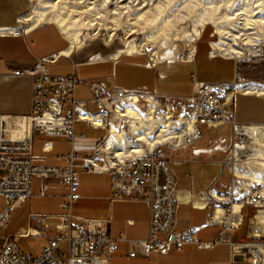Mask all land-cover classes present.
Segmentation results:
<instances>
[{"label":"built area","instance_id":"built-area-1","mask_svg":"<svg viewBox=\"0 0 264 264\" xmlns=\"http://www.w3.org/2000/svg\"><path fill=\"white\" fill-rule=\"evenodd\" d=\"M4 29L0 27V30ZM12 32L18 33L19 29ZM263 46L264 42L258 44L256 55L248 56H263ZM54 60L52 56L40 58L32 68L12 73L32 76L33 85L31 109L26 115L29 130L25 134L20 135L18 116L0 115V170L3 171L0 174V197L6 203L0 213V232L9 211L31 194L34 177L41 181V189L46 180L65 187L66 200L60 205L65 212L54 224L56 234L47 235L45 230H33L26 232L25 236L4 237L0 242V264L110 263L115 241L108 236L106 220L76 217L71 213L73 202L79 198V175L82 172L108 173L113 198L138 199L147 204L148 237L142 241L145 255L167 253L184 243L207 247L209 244L200 243L196 237L199 226L175 229L177 176L170 153L191 146L200 139L203 127L216 129L227 124L231 133L226 162L231 167L232 162L242 165L247 156L245 148L252 144V139L246 129L234 120L231 95L249 81L239 73L232 80L208 82L193 79L191 91L181 95L145 87H122L114 82L113 76H109L87 81L91 96L88 100H80L75 93L81 81L75 73H47V64ZM79 123L100 128L104 133L87 151L70 149L64 156L65 166L38 162L43 156L32 154L33 133L72 142ZM112 129L129 145H142L144 151L134 156L119 155L116 145L108 147L107 144ZM140 133L148 139L160 137L163 141L149 148L145 140L137 136ZM249 182L248 189L241 186L239 201L255 206L258 211L264 207V183ZM204 198L206 202L214 201L215 194L208 192ZM225 199L229 206L219 217L212 216L211 220L227 227L233 197L226 196ZM37 220L45 223L40 216ZM37 234L46 235L40 253L32 255L19 249L18 238ZM230 249L232 254L250 258L248 264H264V234L251 241L230 243ZM134 253L130 251V255Z\"/></svg>","mask_w":264,"mask_h":264},{"label":"crops","instance_id":"crops-1","mask_svg":"<svg viewBox=\"0 0 264 264\" xmlns=\"http://www.w3.org/2000/svg\"><path fill=\"white\" fill-rule=\"evenodd\" d=\"M30 4L31 0H0V27L5 28L0 31L2 32L0 34V115L18 116L17 119H22L30 112L33 77L30 75L16 76L12 73L17 70L30 69L38 59L44 57L55 58L46 66L49 75H54L48 71L51 65L62 63L61 61L67 64L72 63L71 68L56 72L55 75L75 73L81 81L75 93L76 98L80 100H88L91 96L87 81L109 76H113V80L115 78L114 73H111L95 78L80 79L77 67L99 63H110L114 66L119 64L122 57L144 58L142 61L133 63L151 73L154 79L160 82L168 79L176 81V78L183 76L185 81L181 84V95L191 91L193 79L208 82L232 80L239 73L240 67L235 58L212 52L211 47L209 48L206 44H204L205 51L200 53V43L197 48L195 47L190 61L184 60L169 67L155 68L157 63L150 64L143 54L121 55L118 58H112L109 54L108 59L99 61H81L74 56L76 52L71 56L61 55L59 51L66 46V42L56 28L41 25L31 32H25L19 27V17L29 8ZM17 29H19L18 33L12 32ZM184 68L189 71L186 72ZM182 70L185 72L180 75L179 72ZM117 85L127 88L145 87L149 90H160L154 83L149 82H142L135 86ZM78 91L85 92V96L78 98ZM231 99L234 120L239 125L244 128L249 125H259L264 130V93L236 91L231 95ZM19 127L24 132L29 130V124L26 122H21ZM86 129L103 131L100 128L79 123L75 127V137L72 142L50 139L33 133L32 154L43 156L38 160L39 163L65 166L64 156L70 149L87 151L104 133L103 131L101 135H90L87 134ZM230 133L231 130L227 124L216 129L203 127L202 137L188 146L189 148L178 149L170 153L175 172H181V178L177 177L176 184L175 229L184 230L190 226H199L196 237L200 243L209 244L207 247H200L196 243H184L180 247L171 248L167 253L153 252L145 255L142 241L148 237L149 209L147 204L138 199L113 198L108 173H80L79 198L73 202L71 213L76 217L106 220L108 236L115 241V249L109 264H246L243 262L248 257L232 254L230 243L251 241L254 237L263 235L264 228L254 220L256 213L253 217L247 214L251 208H254V211L257 210L256 207L246 203L241 204L239 201V197L242 196L241 186L246 189L244 183L246 179L236 181L231 165L226 162L229 156L227 149ZM187 164H192L193 168L187 167ZM33 179H35L36 191H31L24 201L31 200L33 197L36 199L30 202L37 205L29 214L32 224L27 228L44 230L42 226L47 224L48 218H59L65 212L60 205L65 202L67 191L63 185L51 180H46L41 189V181L36 177ZM228 186L231 188L228 189ZM208 192L215 194L214 201H205L204 196ZM226 196L233 197L230 202L227 227L219 221L211 220L215 206L221 211L229 206L225 199ZM200 198L204 204L196 205L195 201ZM41 202L49 203L52 207H46ZM234 203L239 205L237 212L232 209ZM38 216L45 219L44 224L37 220ZM130 251H135L134 255H130Z\"/></svg>","mask_w":264,"mask_h":264},{"label":"bare ground","instance_id":"bare-ground-1","mask_svg":"<svg viewBox=\"0 0 264 264\" xmlns=\"http://www.w3.org/2000/svg\"><path fill=\"white\" fill-rule=\"evenodd\" d=\"M35 1L36 3L31 6L30 11L19 18V27H22L25 32H31L41 25H50L56 28L61 38L66 42V46L64 45L65 47L59 51L61 55L71 56L74 52L82 49L86 41L94 40L101 29L100 22L103 17L115 23L114 26L106 27L105 43L108 44L112 40L115 30L120 28V16L124 13L127 14L128 24L122 37L123 46L110 53L112 58H118L121 55L147 54L150 64L172 60L174 41L180 39L183 42L186 57L189 58L185 61H190L194 46L189 48V44H192L200 36L207 24L213 26L214 33L218 35V39L210 44L212 52L218 51L226 57L240 60L249 54L256 55L255 47L262 43L259 42L260 40L264 39V4L258 0L250 2L247 0L244 4L245 7H240L231 13L227 9L231 0ZM109 6L110 8L107 9ZM187 20L190 22L189 28L180 29L179 25ZM24 21L26 24L22 25ZM85 30L87 31L85 32ZM138 30L144 31L146 41L153 45L145 46L143 41L136 42L133 39H128ZM246 50H248L247 53ZM91 57L94 59L100 55L93 53ZM178 57L182 60L183 55L180 54ZM239 88L243 93L250 91L264 93V85L255 84L253 81H249L247 85ZM131 113L135 114L132 111ZM16 121L20 135L25 134L26 132L19 125L21 122L29 124L28 117L16 118ZM245 129L254 144L253 152L244 158L241 168L235 162H232L231 168L236 181L246 179L244 182L248 189L249 180L264 183V130L259 125H249ZM137 136L143 138L149 148L163 141V138L160 137L148 139L144 133L137 134ZM107 144L108 147L116 145L119 155L125 153L126 156H134L144 151L140 144L129 145L127 140L123 139L115 129H112ZM195 204L203 205L204 202L200 198L195 201ZM215 207L214 216L219 217L222 211L217 206ZM238 208L239 205L234 203L232 209L237 212ZM254 220L264 228V207L259 208Z\"/></svg>","mask_w":264,"mask_h":264},{"label":"rangeland","instance_id":"rangeland-1","mask_svg":"<svg viewBox=\"0 0 264 264\" xmlns=\"http://www.w3.org/2000/svg\"><path fill=\"white\" fill-rule=\"evenodd\" d=\"M73 2L74 0H70ZM69 1V2H70ZM114 1V0H112ZM247 0H231L230 6L227 8L229 13L234 12L240 7H245V2ZM249 2L251 0H248ZM262 1L264 4V0H258ZM97 2V1H96ZM36 3L35 0H31V4L29 8L20 16H24L26 13L30 11L31 6ZM111 6V5H110ZM110 6L107 8L109 9ZM138 6V5H135ZM254 6V3H253ZM19 17V18H20ZM127 14L124 13L120 16V28L115 30V34L112 38V40L106 44V27L107 26H114V22H112L110 19H106L103 17L101 19V29L98 32L97 37L92 40V41H86L85 46L82 47L78 52L74 53V56H76L79 60L81 61H89L93 53H100V57L96 59H108L109 54L116 50L117 48H120L123 46L122 44V37L124 35V29L127 28ZM189 21L187 20L184 23H181L179 25V28H189ZM22 23V25H25ZM125 25V26H124ZM22 29V27H20ZM19 28V29H20ZM23 30V29H22ZM87 30H85L86 32ZM128 39H133L136 42L143 41L144 45H153V43L146 41L145 39V33L142 30H138L131 34ZM218 39V35L214 33V28L210 24H207L204 28L203 31L201 32L200 36L193 41L192 44H189V48L193 45L194 49L195 47L197 48L199 43L200 47V53H203L205 51L204 44L208 45L210 48L209 43L214 42ZM259 42H264L263 40H260ZM173 45V54H172V60H163L157 63L155 68L159 66H164V67H169L170 65L178 64L181 63L182 61L189 59L186 56V53L184 51V45L183 42L180 39H177L174 41ZM143 45V46H144ZM144 46V48H145ZM248 50H246L247 53ZM182 52V53H181ZM218 52V51H217ZM219 53V52H218ZM263 53H264V46H263ZM183 55L182 60L179 59L178 55ZM146 59H148L147 54H143ZM250 55V54H249ZM193 56V55H192ZM144 58H128V57H122L118 65L112 66L110 63L108 64H97V65H80L77 67V74L80 79H85V78H95L98 76H105L107 74L114 73V80L117 84L123 85V86H131V85H137L139 83L145 82V83H154L161 91L168 92V93H175V94H181L182 88L181 84L185 81V78H176L171 81V79H168L166 81L160 82L157 79H154V76L149 73L144 71L142 68L139 66L135 65L133 62L134 61H142ZM237 60V59H236ZM62 63H58L56 65H51L48 71H50L51 74H56V72H61L64 70H67L72 67V63H66L65 61H61ZM239 64V74L243 76L246 80L248 81H253L255 84H260L264 85V55L263 56H245L244 58L240 59L238 61ZM189 68V67H188ZM186 69V72L189 70L187 68H184L183 70ZM182 72L180 71L179 74L182 75L185 71ZM54 71V73H52ZM182 79V80H181ZM85 96V92L83 91H78L77 97L82 98ZM87 134H102L103 131H94V130H87ZM254 144H249L245 148V152L247 156L253 152ZM192 164H187V167H190L191 169L193 166ZM233 166V165H232ZM239 168H241L242 165H237ZM176 168V166H175ZM174 170V167H173ZM180 170V168H178ZM198 170V168H197ZM232 170V168H231ZM243 170V169H240ZM194 171V169H193ZM175 172V170H174ZM0 174H3V171L0 170ZM175 175L179 178H181V172L179 171L178 173L175 172ZM245 183V182H244ZM246 185V184H245ZM31 191L35 192L36 191V183L35 179L32 180L31 183ZM36 199V198H33ZM31 200L27 201H22L19 204H16L10 211H9V217L3 226L1 232H0V242L2 239L6 236H25L26 232H31L29 231L30 228H27L30 224V212H32L35 208L34 206L37 204H31ZM35 203V202H34ZM42 205L46 207H52L49 203H43L41 202ZM6 207V203L4 198L0 197V213L4 210ZM249 216L253 217L254 214L257 212V210L254 211V208H251L248 210ZM60 219L53 217V218H48L47 224L42 226V228L46 231L47 235H53L56 234L54 232V224L57 223ZM254 223H252L253 225ZM46 242V235L43 234H37V235H30L26 237H20L17 240V245L19 249L23 252H28L32 255H37L40 253L42 246ZM250 258L245 260L243 263H249Z\"/></svg>","mask_w":264,"mask_h":264}]
</instances>
